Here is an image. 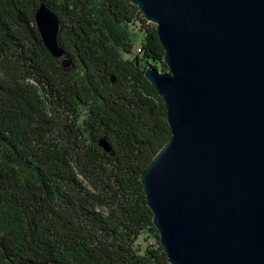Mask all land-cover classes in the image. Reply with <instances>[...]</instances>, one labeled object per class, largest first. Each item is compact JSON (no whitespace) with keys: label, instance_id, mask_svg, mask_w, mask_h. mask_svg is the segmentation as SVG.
Instances as JSON below:
<instances>
[{"label":"trees","instance_id":"obj_1","mask_svg":"<svg viewBox=\"0 0 264 264\" xmlns=\"http://www.w3.org/2000/svg\"><path fill=\"white\" fill-rule=\"evenodd\" d=\"M156 28L130 0H0V264H172L141 176L172 133L145 75L169 72Z\"/></svg>","mask_w":264,"mask_h":264},{"label":"water","instance_id":"obj_2","mask_svg":"<svg viewBox=\"0 0 264 264\" xmlns=\"http://www.w3.org/2000/svg\"><path fill=\"white\" fill-rule=\"evenodd\" d=\"M156 24L169 72L145 75L171 137L142 172L172 264H264V0H130ZM43 42L72 65L44 3Z\"/></svg>","mask_w":264,"mask_h":264},{"label":"rangeland","instance_id":"obj_3","mask_svg":"<svg viewBox=\"0 0 264 264\" xmlns=\"http://www.w3.org/2000/svg\"><path fill=\"white\" fill-rule=\"evenodd\" d=\"M131 35L132 38L135 40V47H134V51L135 54L134 55H140V49L142 48L141 42H142V37H143V32L140 30V24L137 23V25L133 26L131 29ZM61 62V59H60ZM149 242L154 241L152 238H148ZM140 241L143 242V237L140 238Z\"/></svg>","mask_w":264,"mask_h":264}]
</instances>
